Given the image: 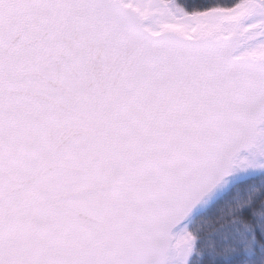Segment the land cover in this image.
Listing matches in <instances>:
<instances>
[{"label": "snow or ice", "instance_id": "snow-or-ice-1", "mask_svg": "<svg viewBox=\"0 0 264 264\" xmlns=\"http://www.w3.org/2000/svg\"><path fill=\"white\" fill-rule=\"evenodd\" d=\"M0 264H264V0H0Z\"/></svg>", "mask_w": 264, "mask_h": 264}]
</instances>
